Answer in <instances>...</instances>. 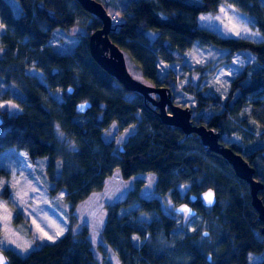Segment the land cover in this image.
I'll list each match as a JSON object with an SVG mask.
<instances>
[{"label":"trees","instance_id":"1","mask_svg":"<svg viewBox=\"0 0 264 264\" xmlns=\"http://www.w3.org/2000/svg\"><path fill=\"white\" fill-rule=\"evenodd\" d=\"M95 1L104 6L116 28L108 37L124 53L130 74H138L148 85L168 88L171 94L176 86L173 69L160 78L158 65L179 63L196 43L225 50L226 62L241 51L255 57L254 65L244 66L229 80L222 100L189 90L192 86L186 89L196 97L190 108L193 124L219 133L221 145L255 169L254 179L263 184L258 197L264 206V145L245 151L243 147L256 142L242 138L238 145L227 140L245 131L264 142V0H128L112 13L106 3ZM221 4L244 15L262 39L224 38L200 27L198 16L216 15ZM83 17L90 22L76 45L67 50L50 43L56 30L68 32L80 26ZM0 26V81L22 97L17 101L20 112L0 113V154L15 149L13 174L22 175L35 168L37 159L46 158L47 169L55 171L50 194L63 191L69 212L100 192L104 181L116 172L124 181L134 179L126 196L106 207L101 232L121 264H250V256L260 257L255 264H264L262 225L251 206L247 184L219 155L205 150L196 135L185 137L179 129L162 124L140 95L126 92L99 68L89 55L86 37L101 27L98 19L75 0H0ZM31 68L42 73V82L27 74ZM85 102L91 107L77 112L76 106ZM110 123L119 130L134 127L121 150L103 141L102 130ZM8 174L0 168V177ZM144 175H153L155 195L169 196L175 208L190 205L204 230L182 232L177 219L161 211L159 197H142ZM184 185L188 189L179 198L178 188ZM206 189L216 195V204L209 209L199 200ZM8 195L6 187L0 196L7 199ZM190 196L196 201L191 202ZM12 222L17 225L24 220L15 213ZM160 234L164 238L176 235L170 256L157 250ZM87 238L86 229L78 235L69 229L24 257L1 251L9 264H98Z\"/></svg>","mask_w":264,"mask_h":264},{"label":"rangeland","instance_id":"2","mask_svg":"<svg viewBox=\"0 0 264 264\" xmlns=\"http://www.w3.org/2000/svg\"><path fill=\"white\" fill-rule=\"evenodd\" d=\"M101 1L106 3L111 13L121 9L128 2V0ZM188 1L196 2L198 0ZM159 17L164 18L161 13ZM247 21L248 19L244 15L227 4H221L220 11L215 16L209 13L200 15V27L211 30L221 37L255 39L254 41L262 39ZM89 22V19L83 17L79 21L80 26H75L68 32L56 30L50 43H56L69 50L79 42V34L85 33L86 25ZM2 33L3 28L0 26V37ZM2 53L0 41V56ZM225 59V50L215 46H200L196 43L190 51L184 54L183 60L179 63L170 64V67L159 63L158 74L162 78L172 68V75L176 78V86L172 89L173 101L193 108L196 104V97L189 90H196L204 97L215 96L222 100L226 95L229 80L239 74L244 66L255 63V57L247 51L233 54L228 62ZM27 74L43 81L42 73L35 69H29ZM131 75L143 82L138 74L131 72ZM187 86L192 87L188 90ZM21 98L15 88L0 81V113L4 110L8 114L20 112L17 101ZM56 100L59 102V98ZM134 131V127L119 130L115 123H110L102 130L103 141L105 143L113 142L115 151L119 148L121 150L122 145ZM58 136L63 138L64 134L59 133ZM242 138L256 142V146L248 144L247 149L243 147L245 151L264 145V142L256 141V135H250L245 131L233 133L228 139L225 137L229 142L238 145L239 142H242ZM16 163L13 147L7 148L0 154V168L9 172L8 175L0 177V193L6 187L9 188L7 199L0 196V250L12 251L24 257L28 251L39 248L43 243L55 242L69 229L73 235H78L83 229H86L87 239L97 263L121 264L113 250L103 242L101 232L105 225L106 207L122 200L133 188L134 179L124 181L116 172L104 181V187L100 192L91 194L73 211L69 212L68 204L63 201V191L57 195L50 194V179L51 176H55V171L47 169L46 158L37 159L35 168L23 171L19 176L12 173ZM58 166L57 163L54 168ZM141 178L145 181L140 195L144 198L159 197L153 192V175H144ZM187 189V185L178 188L179 198L184 196ZM159 199L161 211L167 216L175 217L182 232L193 234L204 230L200 225L201 217L189 216L186 213L177 215L173 212L176 205L174 206L169 196L159 197ZM15 213L21 214L24 222L15 225L12 222ZM70 217H73V221L70 220ZM57 233L61 234L57 235ZM175 236L164 238L160 234L156 244L159 253L170 256ZM48 237H52V239H48ZM259 259L258 256H250V264L257 263Z\"/></svg>","mask_w":264,"mask_h":264},{"label":"water","instance_id":"3","mask_svg":"<svg viewBox=\"0 0 264 264\" xmlns=\"http://www.w3.org/2000/svg\"><path fill=\"white\" fill-rule=\"evenodd\" d=\"M77 4L88 14L100 21L101 27L87 34V45L92 60L113 78L126 92L138 94L145 103L151 105L162 124L179 129L185 137L194 134L198 137L201 146L213 154L219 155L231 167L235 176L247 184L249 188L251 206L261 223V234L264 236V206L258 197L263 189V184L254 179L255 169L238 153L231 148L221 145L220 134L203 125H194L189 107H182L173 102L172 94L168 88L148 85L134 78L126 65L124 53L109 39V33L115 30L111 25V18L104 6L95 0H75ZM72 93V88H68ZM83 106V107H81ZM91 105L87 102L76 106L79 113H85ZM2 118L0 116V125ZM211 193V203L206 198ZM196 197L190 196V201L195 202ZM199 200L204 208H212L216 204V195L212 189L203 191ZM187 209L188 211H184ZM175 214L194 216L196 211L190 205L183 203L174 209ZM207 236V232H203ZM210 260V256L208 257ZM0 264H9L8 257L0 250Z\"/></svg>","mask_w":264,"mask_h":264},{"label":"snow or ice","instance_id":"4","mask_svg":"<svg viewBox=\"0 0 264 264\" xmlns=\"http://www.w3.org/2000/svg\"><path fill=\"white\" fill-rule=\"evenodd\" d=\"M81 107H83V106H81ZM206 198L208 199L209 203H211V193H209ZM184 211H188V210L184 209ZM61 232H62V230H61ZM59 234H61V233H57V235H59ZM45 235H47V234L45 233ZM48 239H52V237H48Z\"/></svg>","mask_w":264,"mask_h":264},{"label":"crops","instance_id":"5","mask_svg":"<svg viewBox=\"0 0 264 264\" xmlns=\"http://www.w3.org/2000/svg\"><path fill=\"white\" fill-rule=\"evenodd\" d=\"M219 11H220V7H219ZM219 11H218V12H219ZM203 14H206V13H203ZM217 14H218V13H217ZM217 14H216V15H217ZM200 15H201V14H200ZM200 15L198 16V24H199V25H200ZM214 16H215V15H214ZM258 40H260V39H258Z\"/></svg>","mask_w":264,"mask_h":264},{"label":"bare ground","instance_id":"6","mask_svg":"<svg viewBox=\"0 0 264 264\" xmlns=\"http://www.w3.org/2000/svg\"><path fill=\"white\" fill-rule=\"evenodd\" d=\"M209 257V256H208Z\"/></svg>","mask_w":264,"mask_h":264}]
</instances>
